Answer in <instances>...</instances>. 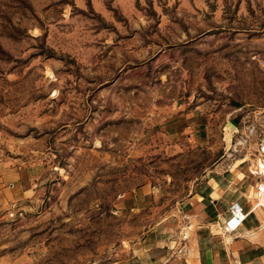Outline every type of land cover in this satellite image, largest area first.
I'll list each match as a JSON object with an SVG mask.
<instances>
[{"label": "rangeland", "instance_id": "1", "mask_svg": "<svg viewBox=\"0 0 264 264\" xmlns=\"http://www.w3.org/2000/svg\"><path fill=\"white\" fill-rule=\"evenodd\" d=\"M225 159L264 178V0H0V264L128 261Z\"/></svg>", "mask_w": 264, "mask_h": 264}, {"label": "crops", "instance_id": "2", "mask_svg": "<svg viewBox=\"0 0 264 264\" xmlns=\"http://www.w3.org/2000/svg\"><path fill=\"white\" fill-rule=\"evenodd\" d=\"M226 161L217 164L180 205L174 233L153 231L128 261L117 264H264L257 216L264 206L256 198L264 178L252 176L250 168L245 172L241 161ZM235 202L242 206L236 217L231 211ZM229 221L235 230L226 229Z\"/></svg>", "mask_w": 264, "mask_h": 264}, {"label": "built area", "instance_id": "3", "mask_svg": "<svg viewBox=\"0 0 264 264\" xmlns=\"http://www.w3.org/2000/svg\"><path fill=\"white\" fill-rule=\"evenodd\" d=\"M241 207H242V206H240V204H239L238 202H235V203L232 204V206H231V211H232V213L234 214V217H236V216L238 215V212H240ZM243 221H244V220H243ZM243 221H242V222H243ZM226 229H227L228 231H231V230H235L236 227H233V226L231 225V221H229V222H228V225L226 226Z\"/></svg>", "mask_w": 264, "mask_h": 264}, {"label": "water", "instance_id": "4", "mask_svg": "<svg viewBox=\"0 0 264 264\" xmlns=\"http://www.w3.org/2000/svg\"><path fill=\"white\" fill-rule=\"evenodd\" d=\"M229 125V127L231 128V130L233 131L234 129L237 128V125L235 123H233L232 121H229L227 123V126ZM232 133V132H231Z\"/></svg>", "mask_w": 264, "mask_h": 264}, {"label": "bare ground", "instance_id": "5", "mask_svg": "<svg viewBox=\"0 0 264 264\" xmlns=\"http://www.w3.org/2000/svg\"><path fill=\"white\" fill-rule=\"evenodd\" d=\"M227 127H229V125H228ZM229 128H230V127H229ZM237 129H238V127L232 131L231 128H230V132H234V131H236ZM244 218H245V217H244ZM244 218H242V221L244 220ZM242 221H241V222H242Z\"/></svg>", "mask_w": 264, "mask_h": 264}, {"label": "trees", "instance_id": "6", "mask_svg": "<svg viewBox=\"0 0 264 264\" xmlns=\"http://www.w3.org/2000/svg\"><path fill=\"white\" fill-rule=\"evenodd\" d=\"M235 123V122H234ZM236 124V123H235ZM237 125V124H236Z\"/></svg>", "mask_w": 264, "mask_h": 264}]
</instances>
